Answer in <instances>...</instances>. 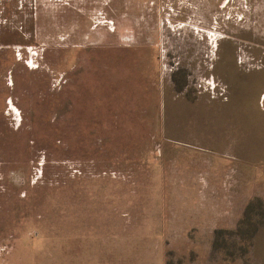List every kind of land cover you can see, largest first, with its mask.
I'll list each match as a JSON object with an SVG mask.
<instances>
[{
	"label": "rangeland",
	"instance_id": "374dc122",
	"mask_svg": "<svg viewBox=\"0 0 264 264\" xmlns=\"http://www.w3.org/2000/svg\"><path fill=\"white\" fill-rule=\"evenodd\" d=\"M0 264H264V0H0Z\"/></svg>",
	"mask_w": 264,
	"mask_h": 264
},
{
	"label": "trees",
	"instance_id": "16d2710c",
	"mask_svg": "<svg viewBox=\"0 0 264 264\" xmlns=\"http://www.w3.org/2000/svg\"><path fill=\"white\" fill-rule=\"evenodd\" d=\"M245 224H246V222H245ZM251 224H247V229H246V232H248L247 233V235H248V237H249V234H250V232L252 231V226H250ZM240 228V227H239ZM251 230V231H250ZM214 238L217 240V241H215L214 243H216V244H218V239H217V237H215L214 236ZM223 244H221V246H222ZM225 248V247H224ZM226 249H228V247H226ZM244 250L245 248H244V246L242 245V246H240V247H238V249L237 250ZM226 252H229V251H226ZM229 254H230V252H229Z\"/></svg>",
	"mask_w": 264,
	"mask_h": 264
}]
</instances>
